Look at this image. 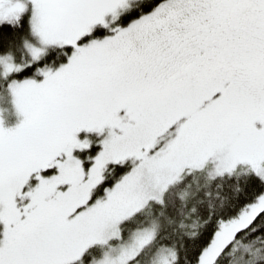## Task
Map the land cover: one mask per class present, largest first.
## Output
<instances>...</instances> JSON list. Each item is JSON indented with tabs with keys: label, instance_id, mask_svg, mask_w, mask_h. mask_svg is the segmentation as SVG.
Wrapping results in <instances>:
<instances>
[{
	"label": "snow or ice",
	"instance_id": "6c2138e0",
	"mask_svg": "<svg viewBox=\"0 0 264 264\" xmlns=\"http://www.w3.org/2000/svg\"><path fill=\"white\" fill-rule=\"evenodd\" d=\"M0 264H264V0H0Z\"/></svg>",
	"mask_w": 264,
	"mask_h": 264
}]
</instances>
